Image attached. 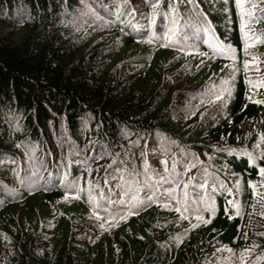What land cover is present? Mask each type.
<instances>
[{
	"label": "trees",
	"instance_id": "obj_1",
	"mask_svg": "<svg viewBox=\"0 0 264 264\" xmlns=\"http://www.w3.org/2000/svg\"><path fill=\"white\" fill-rule=\"evenodd\" d=\"M262 168L264 0H0V264H264Z\"/></svg>",
	"mask_w": 264,
	"mask_h": 264
},
{
	"label": "snow or ice",
	"instance_id": "obj_2",
	"mask_svg": "<svg viewBox=\"0 0 264 264\" xmlns=\"http://www.w3.org/2000/svg\"><path fill=\"white\" fill-rule=\"evenodd\" d=\"M189 2L191 3V2H193V0H189ZM172 24H173V27H172L171 29H169L170 36H172V35H176V31H177V29H176V21L173 20V21H172ZM170 36H169V38H170ZM217 99H220V97L217 96ZM260 172H261L262 175H264V168H262V169L260 170ZM161 179L163 180V177H162ZM200 186L203 187V185H200ZM186 187H187V186L185 185V188H186ZM154 195H155V193H153L152 195H148V196H147V201H148V202H151V200L153 199V196H154ZM185 196H187V192H185ZM133 199L135 200L136 197H133ZM137 204H138V206H144V205H145V201L138 200V201H137ZM175 210H176L177 212H181V209H180L179 207H177ZM185 210H187V209H185ZM181 216H182V218H186V217L183 216V213H182V212H181Z\"/></svg>",
	"mask_w": 264,
	"mask_h": 264
}]
</instances>
